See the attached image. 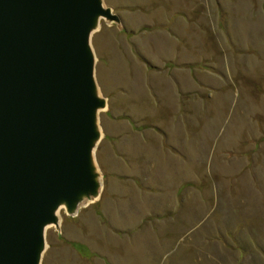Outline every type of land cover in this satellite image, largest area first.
Instances as JSON below:
<instances>
[{
	"label": "rangeland",
	"instance_id": "obj_1",
	"mask_svg": "<svg viewBox=\"0 0 264 264\" xmlns=\"http://www.w3.org/2000/svg\"><path fill=\"white\" fill-rule=\"evenodd\" d=\"M105 2L104 188L43 264H264V0Z\"/></svg>",
	"mask_w": 264,
	"mask_h": 264
},
{
	"label": "water",
	"instance_id": "obj_2",
	"mask_svg": "<svg viewBox=\"0 0 264 264\" xmlns=\"http://www.w3.org/2000/svg\"><path fill=\"white\" fill-rule=\"evenodd\" d=\"M105 0H0V264H43L47 231L100 198Z\"/></svg>",
	"mask_w": 264,
	"mask_h": 264
},
{
	"label": "crops",
	"instance_id": "obj_3",
	"mask_svg": "<svg viewBox=\"0 0 264 264\" xmlns=\"http://www.w3.org/2000/svg\"><path fill=\"white\" fill-rule=\"evenodd\" d=\"M172 210H170L168 213H171ZM174 211V210H173Z\"/></svg>",
	"mask_w": 264,
	"mask_h": 264
}]
</instances>
